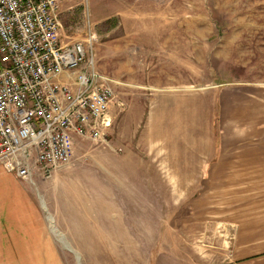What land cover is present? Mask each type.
<instances>
[{"label": "rangeland", "instance_id": "rangeland-1", "mask_svg": "<svg viewBox=\"0 0 264 264\" xmlns=\"http://www.w3.org/2000/svg\"><path fill=\"white\" fill-rule=\"evenodd\" d=\"M61 16L66 40L87 39L91 24L98 68L112 79L119 104L106 144L80 139L68 167L48 178L18 180L35 213L24 207L17 218L37 220L39 263L96 264L97 257L81 256L66 238L64 216L59 225L48 209L51 199L56 210L71 203L119 216L121 238L110 241L119 253L99 256V264H148L158 250L178 251L196 264H227L234 213L241 199L254 201L256 193L207 192L202 176L200 191H182L197 177L176 175L170 159L188 151L192 138L208 145L217 134L251 129L224 108L215 115V98L231 86L264 95V0H64ZM187 99L196 107L174 111ZM61 184L87 191L81 200H64ZM150 200L167 206H147Z\"/></svg>", "mask_w": 264, "mask_h": 264}, {"label": "built area", "instance_id": "built-area-1", "mask_svg": "<svg viewBox=\"0 0 264 264\" xmlns=\"http://www.w3.org/2000/svg\"><path fill=\"white\" fill-rule=\"evenodd\" d=\"M64 0H0V166L20 181L73 163L80 139L109 141L117 101L96 34L66 40Z\"/></svg>", "mask_w": 264, "mask_h": 264}, {"label": "crops", "instance_id": "crops-1", "mask_svg": "<svg viewBox=\"0 0 264 264\" xmlns=\"http://www.w3.org/2000/svg\"><path fill=\"white\" fill-rule=\"evenodd\" d=\"M219 94L220 96L215 98V102L218 103L214 111L215 115L218 107L219 110L224 108L225 113L232 117L245 119L247 128L251 129H247L246 134L241 135L217 134L207 143L208 145L192 138L188 151L177 152L175 158L170 160L173 162L176 175L192 177L193 181L194 177H197L193 183L195 185L181 188L182 191H200L199 177L202 176V181L208 186L204 188L207 192L256 193L254 201L244 202L241 199L239 206L241 210L234 213L236 218L231 221L234 227L230 260L227 264H264V111L256 107V103L264 99L263 91L260 89L259 92H255L245 87L231 86L225 90L222 97L221 93ZM244 96L254 100L251 102L255 104V108L253 104L243 100ZM259 103L263 107V102L259 101ZM194 106L196 107L194 102L192 105L189 104V99L180 100L176 102L174 111L181 113L185 107L193 109ZM232 177L239 178L233 180ZM60 188H63L64 200L67 198L81 200L83 192L87 191L86 187H74L71 184H61ZM25 196L27 197L24 188L15 175L0 166V264H39L37 257L44 254L41 253V237L37 236L40 229L37 220L24 222L23 219L17 218L24 213V207L28 208L30 213H35L32 202L26 200ZM147 206L167 205L150 200ZM48 209L59 225H61V214L64 216L63 232L67 239L74 241L78 246L81 256L97 257L95 262L99 264V256L113 257L119 253L117 247L112 246L110 242L121 238L118 230L120 218L116 214L98 216L96 209L89 211L86 207L71 203L56 210L51 199ZM89 212L94 218L88 217ZM127 224L129 225L128 221H124L123 228H128ZM131 234L130 238L135 239V233ZM147 234L148 232H144L142 238L148 239ZM88 241H95L97 244H92L90 247ZM105 241L111 246H104ZM92 262L93 259H86L87 264ZM148 264L196 263L185 260L178 251L174 253L170 250H158L149 257Z\"/></svg>", "mask_w": 264, "mask_h": 264}, {"label": "bare ground", "instance_id": "bare-ground-1", "mask_svg": "<svg viewBox=\"0 0 264 264\" xmlns=\"http://www.w3.org/2000/svg\"><path fill=\"white\" fill-rule=\"evenodd\" d=\"M39 262V261H38ZM40 264V263H39Z\"/></svg>", "mask_w": 264, "mask_h": 264}]
</instances>
